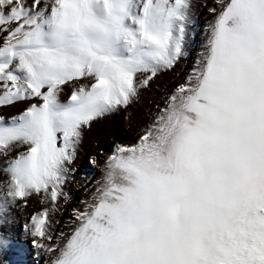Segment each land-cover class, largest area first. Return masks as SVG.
<instances>
[{"label": "snow or ice", "instance_id": "obj_1", "mask_svg": "<svg viewBox=\"0 0 264 264\" xmlns=\"http://www.w3.org/2000/svg\"><path fill=\"white\" fill-rule=\"evenodd\" d=\"M195 7L0 0V264H264V0L205 4L199 33ZM182 64L147 124L100 144ZM94 129L99 179L57 230Z\"/></svg>", "mask_w": 264, "mask_h": 264}, {"label": "rangeland", "instance_id": "obj_2", "mask_svg": "<svg viewBox=\"0 0 264 264\" xmlns=\"http://www.w3.org/2000/svg\"><path fill=\"white\" fill-rule=\"evenodd\" d=\"M193 3L196 5V7L194 8V12L197 22V31L199 33L200 31H202L206 19H208L204 6L205 4L211 5L213 3V0H193ZM197 39H199V35L197 36ZM188 63H191V57L189 58ZM184 71H186V67L184 66V64H182L178 75H173L172 73L161 74L155 80V82L150 85V87L141 89L138 101L134 102L128 108L126 113H121L119 116L113 118L114 123H112V125L115 126L116 131L111 132V134L107 137L103 135L99 136L100 144H104L106 139L109 142L112 140L124 142L130 138V135L135 134L136 129H129V122L128 120L124 119L125 115L129 116V119L134 125H136V128H139L141 125L147 124L149 120L154 116V114L158 111V109L163 106L166 96L176 84L179 75H182ZM104 127L105 131L109 130V127H107L106 124L104 125ZM97 135L98 132L96 129L86 135L85 141L81 148L80 156H82L83 154L85 156V153L89 151L95 153L100 150L99 145H95L96 140L93 143L89 141L90 139H96ZM88 141L89 145L86 144ZM84 163H81L80 158L76 161V166L78 168L76 174H78L77 176L81 179V182H77V188L75 189V191L72 189L71 184L68 185V190L72 195V199L69 203L72 204L69 205L68 203L67 205H65L66 210L62 212L59 220L60 223L56 225L57 230H68L67 228H65V222L69 221L72 208L74 206H83L80 202L89 198V193L88 191H86V185L87 187H91V182L94 179H99V173L97 172L95 173V176H93L89 168ZM73 181L74 180H72V182ZM58 217L59 212L56 214L55 219L58 220ZM22 226L23 224H19L18 229L16 230L19 231L20 229H22Z\"/></svg>", "mask_w": 264, "mask_h": 264}, {"label": "bare ground", "instance_id": "obj_3", "mask_svg": "<svg viewBox=\"0 0 264 264\" xmlns=\"http://www.w3.org/2000/svg\"><path fill=\"white\" fill-rule=\"evenodd\" d=\"M114 118H115V117H114ZM139 120H140V119H139ZM112 123H114V122H113V118H110L109 121H106V122H105V124H106L107 127H109V125H112ZM95 140H96V139H90L89 141L93 143ZM89 141L86 143L87 145H89ZM96 144H97V143L95 142V145H96ZM80 161H81V163H84V162H85V160H84V154H83L82 156H80ZM84 164H85V163H84ZM0 175H2V174H0ZM77 175H78V174H76V178L74 179V181L70 183V184L72 185V189H73L74 191H75V189L77 188V187H76L77 182H81V179H80ZM81 196H82V195H81ZM71 204H72V203H69V205H71ZM38 207H39L38 205L30 204V207H29V209H28L27 212H24V213L19 214L18 219H17V222L14 223L13 227H14L15 229H18V225H19V224H24V223H25L26 216L28 215V213L31 212V211H33V210H38ZM65 210H66V207L64 206L63 209H62V212H64ZM62 212H59L58 220H60V217H61ZM69 220H70V219H69Z\"/></svg>", "mask_w": 264, "mask_h": 264}]
</instances>
